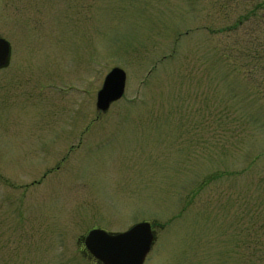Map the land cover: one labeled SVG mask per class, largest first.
<instances>
[{"label":"rangeland","instance_id":"rangeland-1","mask_svg":"<svg viewBox=\"0 0 264 264\" xmlns=\"http://www.w3.org/2000/svg\"><path fill=\"white\" fill-rule=\"evenodd\" d=\"M0 37V264L143 221L145 264H264V0H0Z\"/></svg>","mask_w":264,"mask_h":264},{"label":"water","instance_id":"water-1","mask_svg":"<svg viewBox=\"0 0 264 264\" xmlns=\"http://www.w3.org/2000/svg\"><path fill=\"white\" fill-rule=\"evenodd\" d=\"M10 55V43L0 37V69L8 65ZM126 79V72L119 67L106 75L97 94L98 110L106 112L112 103L123 97ZM83 242L90 255L100 264H144L153 248L155 233L152 223L144 221L119 233L93 229L84 236Z\"/></svg>","mask_w":264,"mask_h":264},{"label":"flooded vegetation","instance_id":"flooded-vegetation-1","mask_svg":"<svg viewBox=\"0 0 264 264\" xmlns=\"http://www.w3.org/2000/svg\"><path fill=\"white\" fill-rule=\"evenodd\" d=\"M153 230H154V224H153ZM84 244V242H83ZM84 247H85V244H84ZM85 252L86 254L89 256V258L93 261H95L96 263L100 264L93 256L90 255V253L86 250V247H85Z\"/></svg>","mask_w":264,"mask_h":264}]
</instances>
